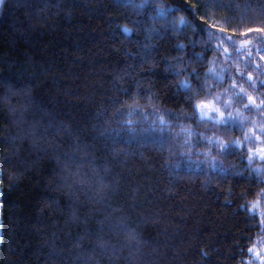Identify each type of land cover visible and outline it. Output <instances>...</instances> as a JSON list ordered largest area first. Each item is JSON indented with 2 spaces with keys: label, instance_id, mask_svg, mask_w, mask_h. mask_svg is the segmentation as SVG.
I'll return each mask as SVG.
<instances>
[{
  "label": "trees",
  "instance_id": "obj_1",
  "mask_svg": "<svg viewBox=\"0 0 264 264\" xmlns=\"http://www.w3.org/2000/svg\"><path fill=\"white\" fill-rule=\"evenodd\" d=\"M16 2L8 0L7 10L0 15V67L7 68L13 64L17 71L8 69L7 72H0V79L7 78L17 89L34 82L36 86L32 88V95L34 102L40 105V111L32 109L24 114V119L31 122L43 116L44 124L48 120L62 122L65 131L54 139H48L58 144L62 151L71 153L77 138H82L90 146L88 151L91 155L76 161V165L80 166L85 179L92 176V167L106 166L111 170L113 181L118 184H112V191L104 203L89 199L92 193L86 191L87 186L80 190L79 199L76 196L70 198L67 190L55 184L49 185L53 176L60 172L54 159L55 153L36 152L32 150L30 141H18L15 147L19 148L20 156L27 163L18 170L2 165L6 174L9 170L17 172L18 179L16 186L9 190L5 176L0 264H9L10 259H15L10 249L17 242L25 248L21 264H77L78 259L79 264H239L241 248H244V259H249L246 246L255 241L260 232L258 219H244L247 213L237 210V204L242 201L231 206L225 204V195L215 187V174L211 183L206 184L202 171L187 159L181 160L179 168L163 166L164 160L151 146L146 144L140 148L134 141H128L126 136L118 138L121 142L117 147H127L130 154L122 153L117 157L106 147L111 145V140L101 135L103 128L99 126L101 122L97 120L96 114L102 107L108 106L109 98L115 94L113 80L116 73L122 75L123 70L131 64L135 65L130 69L133 75L140 69L138 58L134 61L125 50L130 49L135 53L139 51L137 40L147 42L143 36L122 35L119 30L113 31V21L108 18L115 17L116 23L124 24L125 13L132 12L131 8L120 7L124 0H20L24 6H10ZM164 2L181 9L173 13L177 19L193 12L187 0ZM249 2L253 10L236 7ZM257 2L201 0V3H208L209 7H201L199 12L194 13L196 23L203 30L195 34V39L198 42L202 36L207 39V30L212 23L218 27H228L229 35L233 29L239 33L246 27L257 26L258 21L253 19ZM33 3L41 8L45 4L49 7L40 13L37 8H30L29 4ZM217 3L230 4L232 7H219ZM147 11L151 12L152 9L148 8ZM244 11H247V19H233ZM30 12L31 27L25 24L24 29H19L17 25L28 19ZM201 15L208 20L207 25L198 19ZM168 18L172 19V16ZM225 19L230 23L225 25ZM192 35L189 27L178 37L169 32L167 42L153 40L152 43H159L163 52L172 44H177V40L187 44L186 36ZM240 39L236 35L237 49L240 48ZM217 43L216 40L211 42V50L198 43L195 49L189 46L187 52L189 56L193 52L205 53L206 58L201 63L202 74L213 63L218 72L224 70L222 80L213 81L209 78V82L216 85L212 93L219 92L222 99L226 100L234 91H239V88L233 90L230 87L235 79L236 84L245 89V93L241 94L242 99L232 96L233 107L243 110V104L248 102V94L264 98V87L254 88L249 80V73L258 81L264 79V60H259L260 54L253 51L252 58L246 60L245 51L237 54L230 44H226L230 52L226 57L222 49L216 50ZM167 54L185 55L176 51ZM257 63L261 65L260 68L255 67ZM166 77L167 74L162 70L157 71L155 78L159 83L155 90L162 97H168L161 101L164 107H176L169 102V99H176L172 95L175 89L163 86ZM4 93L5 90L0 89V96ZM11 103L22 108L29 101L18 94L12 97ZM7 114V107L0 103V133L7 129L15 135L17 128L5 118ZM245 115L250 118L248 127L252 126L251 120L261 118V113L255 108L246 111ZM184 124H191L197 132L206 136H211L213 131L217 135H225L223 129H213L209 124H197L195 121H185ZM173 133L176 144L180 145L184 136L180 133L179 122H176ZM176 133L180 134L176 136ZM241 136L242 132L238 128L226 134V138ZM152 138L151 134L145 137L146 140ZM8 147L7 144H0V153ZM207 147L203 137H199L193 150L198 152ZM226 163L246 165L247 160L233 155L227 158ZM255 163L260 165L262 162L257 158ZM170 167L173 172L179 173V178L170 175ZM229 183L232 181L229 180ZM248 186L247 181H239L237 191ZM251 187L256 188L257 185L254 183ZM50 198L58 202L53 205L58 210H47L41 216L40 209L50 202ZM253 198L254 194L248 197L249 200ZM109 217L113 220L126 218L140 232L143 241L140 252L124 248L114 255L111 249L105 253L95 248L81 253L76 242L85 231L96 233V236L89 238L93 241L99 238L100 241L118 244L124 239V234L116 236L110 231ZM102 220L106 221L104 225H101ZM249 236L252 237L251 241ZM206 245L208 247L205 248ZM201 248L213 253L211 259L202 261ZM216 249L219 252H214Z\"/></svg>",
  "mask_w": 264,
  "mask_h": 264
},
{
  "label": "snow or ice",
  "instance_id": "obj_2",
  "mask_svg": "<svg viewBox=\"0 0 264 264\" xmlns=\"http://www.w3.org/2000/svg\"><path fill=\"white\" fill-rule=\"evenodd\" d=\"M187 3L193 9L188 16L181 15L178 19L173 15L174 12L180 11V8H175L164 2V0H124L120 5L122 8H131V14L125 13L124 19L126 23H116L115 17L108 19L113 21V31L119 30L123 34L131 36H143L145 41L137 40L136 47L139 51L133 53L130 49H126V53L134 61L137 60L140 64L139 71L133 75L130 69L135 67L134 64L128 65L121 75L116 73V78L113 80L114 95L109 98L108 106L102 107L96 114V118L103 128L101 135L106 139L111 140L110 148L112 155L120 156L122 153L130 154L128 148L117 147L121 142L119 137H127L128 141H134L138 147L143 148L146 144L151 146L164 160L163 166L172 165L179 168L180 162L183 159L191 161L197 168H199L206 177V184H210L213 175H216V188L221 189L225 195V204L231 206L237 201H242L237 204V210L246 212L244 217L246 221H253L258 219V226L260 232L257 234L255 241L246 246V252L249 254V259H244V248H241V259L239 264H264V98H258L251 94L247 95V103L243 104V110L233 107L232 96L237 99H242V93H245L243 87H239L233 79L231 89L239 88L238 92H233L232 96L227 100H223L220 93H212V88L215 83H210L209 78L213 81L223 79V69L217 71L215 63L206 71H201V63L206 58L204 52H193L192 55H187L188 48L193 49L198 43H201L205 49L211 50V42L218 41L215 45L217 51L223 50L226 57L230 55L229 48L226 44H230L237 54L240 51L246 52V60L252 58V52L255 51L259 55V60H264V0H258L256 4V12L254 20L258 21L257 26H249L243 31L237 33L234 29L229 35V28L226 26L218 27L217 24L212 23L207 30V39L201 37V41L195 39V34L203 30L200 25L196 23L194 13L199 12L201 7L208 8V3H201V0H187ZM9 6L8 0H0V15L7 10ZM11 7L24 6L17 0ZM30 8H37L40 13H43L45 8L39 7L36 4H29ZM216 6L230 8V4L217 3ZM55 7V5H52ZM237 8L245 10H253L251 2L244 5H236ZM152 11L148 12L147 9ZM171 9L172 11H169ZM172 16V19L168 17ZM247 11L242 12L239 17L241 21L247 19ZM205 25L208 20L204 15L198 17ZM31 12L28 19L19 22L17 27L24 29L25 24H30ZM230 21L225 19V25ZM191 27L193 35L186 39L187 44L181 43L177 40V44H172L170 48L161 51L159 43H152L153 40L167 42L168 33L172 32L177 37L180 33H184L186 29ZM236 35L241 37L239 43L240 48H236ZM251 37V38H249ZM171 51L182 52L185 55H170ZM256 68L261 65L257 63ZM8 69L17 71L13 64H9L7 68L0 67V72H7ZM158 70H162L167 74L165 81H163L164 88L175 89L172 93L175 100L169 99V102L176 105V107H164L161 102L168 99L167 96L162 97L160 92L156 91V85L159 83L155 75ZM239 71V68L237 69ZM264 75V74H262ZM249 80L254 88L264 87V79L257 80L249 73ZM35 83H31L25 87L17 89L7 78L0 79V89H4L5 93L0 96V103H3L7 109L8 114L5 116L9 119L11 124L17 128L15 135L10 130L0 133V144H7L9 147L5 152L0 153V193H3L5 188V176L8 180V189L11 190L16 186L18 179L17 172L9 170L7 174L2 165H8L9 169H19L23 167L27 161L20 156L19 148L15 145L18 141L28 140L31 142L32 150L36 152L43 151L55 153L54 159L60 172L53 176L49 181V185H57L61 189L67 190L69 197L76 196L79 199V192L82 188L87 186L86 191L91 192L92 199L98 203H104L106 197L112 191V184L117 183L113 181L111 170L108 167L97 168L92 167V176L85 179V174L81 172L76 161L89 157L91 154L88 151L89 145L82 138L78 137L75 147L72 152H64L58 144H53L52 140L48 139L63 133L65 128L61 123L53 120H48L46 124L42 123L44 117L40 120H33L28 122L24 119V114L32 109L40 111V105L34 102L32 95V88ZM226 92L228 90H225ZM22 94L28 104L18 108L11 103L12 97ZM212 98L209 99L208 97ZM128 97V100L123 99ZM130 101V102H129ZM143 101V103H141ZM117 105H119L117 107ZM253 108L258 113H261L259 120H251V127H248L250 118L245 115L246 111H251ZM109 109H111V116H109ZM179 109V110H177ZM149 116L153 117L149 119ZM119 117L120 119H117ZM171 118V119H170ZM185 121H195L197 124H209L213 129H223L225 135H217L215 131L211 136H206L201 132H197L191 125H185ZM179 122L180 133L183 134L184 140L180 145H177L174 139L173 129ZM239 129L242 132L241 137H227L229 130ZM180 133H176L178 136ZM151 134L152 139L146 140V135ZM203 137V142L208 145L207 148L200 151H194V144L196 138ZM129 147L131 144L129 143ZM82 153V155H80ZM167 153V156H165ZM236 155L238 159H246L247 164L226 163L229 156ZM262 162L260 165L255 163L256 159ZM95 157H93L94 161ZM75 165V167H74ZM170 175H175L179 178L178 172H173L169 168ZM229 180L232 183H229ZM247 181L248 187H242L237 191V182ZM257 187H251L252 184ZM254 194V198L249 200L248 197ZM58 202L55 198H50V202L40 209V214L43 216L47 210L56 211L53 205ZM4 201L0 198V219L3 216ZM109 225L110 231L116 236L124 234V239L118 244H112L107 240L96 241L89 239L96 236L95 232L85 231L83 236L77 238L76 247L84 253L87 249L99 248L101 251L107 253L111 249L112 253L118 254L122 249L128 248L140 252L143 241L140 232L132 227L131 223L126 218L112 219ZM106 223L101 221V225ZM246 226H256L246 224ZM22 227V226H21ZM249 240L252 237L249 236ZM208 247L207 245L205 248ZM205 248L200 249L202 261L211 259L209 251ZM25 248H22L17 242L10 249L11 255L15 259H10L9 264H21ZM214 252H219L218 249ZM79 264V259L77 261ZM219 264V262H217Z\"/></svg>",
  "mask_w": 264,
  "mask_h": 264
},
{
  "label": "water",
  "instance_id": "obj_3",
  "mask_svg": "<svg viewBox=\"0 0 264 264\" xmlns=\"http://www.w3.org/2000/svg\"><path fill=\"white\" fill-rule=\"evenodd\" d=\"M0 198H2V193H0ZM1 236H2V219H0V244H1Z\"/></svg>",
  "mask_w": 264,
  "mask_h": 264
},
{
  "label": "rangeland",
  "instance_id": "obj_4",
  "mask_svg": "<svg viewBox=\"0 0 264 264\" xmlns=\"http://www.w3.org/2000/svg\"><path fill=\"white\" fill-rule=\"evenodd\" d=\"M227 99H229V98H227ZM227 99H226V100H227Z\"/></svg>",
  "mask_w": 264,
  "mask_h": 264
}]
</instances>
